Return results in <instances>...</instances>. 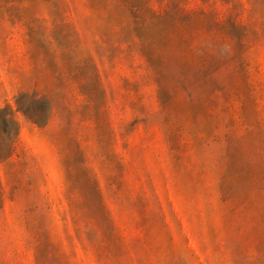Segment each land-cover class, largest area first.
<instances>
[{"label": "rangeland", "instance_id": "obj_1", "mask_svg": "<svg viewBox=\"0 0 264 264\" xmlns=\"http://www.w3.org/2000/svg\"><path fill=\"white\" fill-rule=\"evenodd\" d=\"M0 264H264V0H0Z\"/></svg>", "mask_w": 264, "mask_h": 264}]
</instances>
